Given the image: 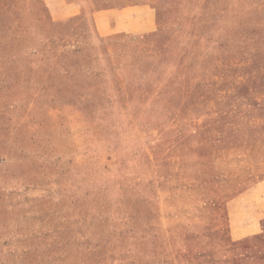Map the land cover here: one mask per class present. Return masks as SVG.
<instances>
[{
    "label": "rangeland",
    "instance_id": "rangeland-1",
    "mask_svg": "<svg viewBox=\"0 0 264 264\" xmlns=\"http://www.w3.org/2000/svg\"><path fill=\"white\" fill-rule=\"evenodd\" d=\"M92 1L64 18L59 0H0V264H264V184L210 226H157L159 190L264 141V63L183 67L232 57L224 0Z\"/></svg>",
    "mask_w": 264,
    "mask_h": 264
},
{
    "label": "crops",
    "instance_id": "crops-1",
    "mask_svg": "<svg viewBox=\"0 0 264 264\" xmlns=\"http://www.w3.org/2000/svg\"><path fill=\"white\" fill-rule=\"evenodd\" d=\"M59 2L62 13L59 17L66 18L82 14L86 6L93 5L94 1L59 0ZM142 6L146 4H132L119 10L137 9ZM92 12L96 10L92 9ZM96 13L106 14L105 11ZM262 184L264 141L215 147L203 156L200 162V175L194 184L181 189H162L156 193L158 230L162 235L175 237L192 227L210 226L213 222L214 209L223 213L232 200Z\"/></svg>",
    "mask_w": 264,
    "mask_h": 264
},
{
    "label": "trees",
    "instance_id": "trees-1",
    "mask_svg": "<svg viewBox=\"0 0 264 264\" xmlns=\"http://www.w3.org/2000/svg\"><path fill=\"white\" fill-rule=\"evenodd\" d=\"M217 1V0H216ZM226 4V10L228 11L230 20H229V28L222 30H225L224 33L226 35L225 42H217L215 41L216 48L218 50H222L228 52L230 55H232L231 58H225L223 54L216 55L211 57L205 55L201 59L191 58V62L188 66H184L188 71L192 73V75H206L204 72H201V69L204 70L207 65H213L220 62V64H226L228 62H245L250 60L253 63H264V54H262L261 50H264V15L261 17V15L264 13V1L262 2H256V6L252 7L251 9H247L248 4L244 2V0H224ZM230 11V12H229ZM262 11V12H261ZM251 20H253V23L250 26H247L243 24L244 17L248 15ZM220 16V15H219ZM226 17V16H225ZM224 17V18H225ZM215 26V24H214ZM253 34L255 36V40H251V38L246 37V34ZM250 40V41H247ZM248 42V43H247ZM241 43L244 45L241 46ZM249 45V48L252 50H246V46ZM248 53V58H237V56H241L242 53ZM261 52V53H260ZM264 52V51H263ZM187 54V53H186ZM178 58L183 59L182 55L175 53L173 56L174 63L177 65L178 68H180L179 64H182L180 60H177ZM197 59V60H195ZM177 62V63H176ZM196 62L201 67L199 69L200 73L196 74V71L194 73V65H196ZM182 67V66H181ZM204 67V68H203ZM159 98V94H157ZM139 103L143 104L146 100L153 101L154 99L152 96L145 94L143 97L140 96ZM144 108V107H143Z\"/></svg>",
    "mask_w": 264,
    "mask_h": 264
}]
</instances>
